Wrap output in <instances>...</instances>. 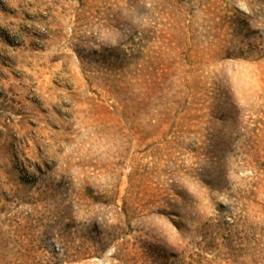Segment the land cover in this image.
<instances>
[{
  "label": "rangeland",
  "instance_id": "obj_1",
  "mask_svg": "<svg viewBox=\"0 0 264 264\" xmlns=\"http://www.w3.org/2000/svg\"><path fill=\"white\" fill-rule=\"evenodd\" d=\"M0 264H264V0H0Z\"/></svg>",
  "mask_w": 264,
  "mask_h": 264
}]
</instances>
